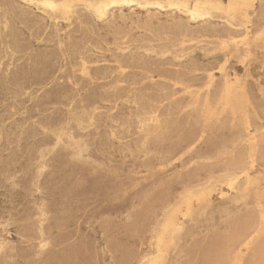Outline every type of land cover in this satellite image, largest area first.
Masks as SVG:
<instances>
[{
	"label": "rangeland",
	"instance_id": "obj_1",
	"mask_svg": "<svg viewBox=\"0 0 264 264\" xmlns=\"http://www.w3.org/2000/svg\"><path fill=\"white\" fill-rule=\"evenodd\" d=\"M13 22L11 0H0V264H68L73 249L82 251L78 264H136L141 254L157 252L155 237L173 206L186 209L185 185L249 162V177L264 190V0L257 3L247 46L242 32L235 33L241 40L193 41L158 57L161 74L118 63L128 45L134 55L145 53L134 50L135 43H148L139 34L120 46L110 35L108 45L74 57L71 38L81 34L75 23L60 20L58 36L30 39L27 33L31 48L17 53ZM48 25L55 26L48 18L36 24ZM212 71L215 85L208 86ZM225 81L242 103L226 107L219 98ZM243 133L245 140L228 153L205 159ZM241 150L249 159L237 157ZM214 185L206 202L191 203L194 217L184 221L176 247L164 246V264L187 263L201 240L257 212L259 201L264 207L253 186ZM248 248L240 264L252 258ZM200 261L195 254L192 263Z\"/></svg>",
	"mask_w": 264,
	"mask_h": 264
},
{
	"label": "bare ground",
	"instance_id": "obj_2",
	"mask_svg": "<svg viewBox=\"0 0 264 264\" xmlns=\"http://www.w3.org/2000/svg\"><path fill=\"white\" fill-rule=\"evenodd\" d=\"M258 2H262V0H11L14 17V29L11 32L12 37L14 36V45L12 47L17 53L27 52L31 48V42L27 40V37L25 36L27 33L30 35V39H39L43 37L53 38L58 36L59 22L60 20H64L71 26L75 23L76 32L79 31L81 34L80 36L73 35L74 38H71L73 41H71V47H69V50L74 57L79 54L87 53L92 49V47H98L104 43L108 45L107 37L110 35L112 36L114 43L117 42V46H120V41L123 43L129 42L135 37V35L139 34L142 36L143 40H146L148 43L146 45H138L135 43L136 48L134 50L143 49L145 53L142 56L134 55L132 54L133 49L128 45L126 48H121L122 56L118 60V63H120L125 70L127 68H138L148 73L161 74V72L165 70V67L163 65H158V57H166L169 54L173 56V54H175L178 50L186 48V45L193 41H204L217 38L229 40H235L238 38L239 40V37L242 36V40L245 43L244 45L247 46L248 39L251 36L249 26L251 23H254V12ZM43 18L51 19L55 24L54 28L49 27V25V28H45L43 26L37 27L36 24L43 20ZM129 20L135 21V23H132L134 26H126L127 21ZM19 24L20 26H18ZM103 32L106 34L102 35ZM239 32H242L243 35H235V33ZM262 33L263 31L260 27L253 37L255 42L262 38ZM223 41L225 44L224 47H226L228 44L225 40ZM60 42L61 41H59V43ZM228 43L230 46V42ZM240 44H242V42ZM128 50V54H125ZM151 54H154V56ZM228 62L225 63L227 64ZM244 62L240 63L244 64ZM223 68L220 67L218 70L223 72L225 70V68L224 70ZM84 71L82 70V72ZM238 78L239 77L236 78L237 82ZM206 84L208 86L215 85L213 71L207 75ZM232 85L225 81L224 89H222V92L219 95V98L222 99L226 107L230 102L239 101L242 103L238 94L235 92L236 90L234 91L232 89ZM202 90L203 87L200 91ZM208 90H210V88H208ZM208 96L209 95L207 94L206 97L208 98ZM216 106L217 105H215V107ZM94 108L97 109L98 106H95ZM222 110L225 111V108ZM246 114L248 115V113ZM234 115L236 114L234 113ZM156 117L159 118L158 115ZM210 117L212 116L210 115ZM247 118L250 119L249 117ZM92 121L93 120H91V122ZM248 121L250 122V120ZM263 128L257 127L256 130L259 131ZM246 130L248 133L250 132L249 129L246 128ZM246 137L247 135L245 133L239 134L231 141L230 144L219 149L217 151L218 153L214 156H207L205 159L218 158L219 155L228 153L230 149L238 146L239 143L245 140ZM255 137L254 132L253 139H255ZM200 139L201 137L199 140ZM248 142L250 141H247V143ZM190 150H192V148ZM248 153L251 159V153ZM182 156L183 154L181 157ZM237 157L240 160L245 158L249 159L248 154L243 150L237 154ZM253 157H256V155ZM174 160L176 161V159ZM253 161H255V159ZM248 165L249 162L246 164H229L222 169L223 172L218 174V176H213L212 174L210 178L198 180L194 183L185 185L182 193V202L186 205V209L181 210V208H175L173 206V211L166 215L162 228L155 237L157 252L154 255L141 254L138 257L136 264H164L163 259L166 251L164 246L168 248V244L171 243L174 247H176L178 241L181 240L186 231L184 221L188 218L191 219L194 217L191 203L194 199H197L200 202H206L208 197L217 189L214 185L215 183H222L232 190L241 187L244 191H247L250 186H253L256 190L258 198L263 200L264 190H260L257 180L249 177V168L251 167H248ZM158 167L161 166L159 165ZM253 167H255V165ZM262 174L264 175L263 172ZM243 177H246L244 184L240 181ZM211 180H214L215 183L210 182ZM260 203L261 201L257 204V212H248L241 217H237L238 219L233 220L232 223L229 224L226 231L219 232L213 240H201L197 246H193L189 252L191 258L185 264H193L192 261L195 258V254L198 256V259L201 260L200 264H240L247 259L242 258L241 252H243V248L248 247V249H251L252 258H249L247 264H264V207H262V203ZM240 221L243 227L237 232H234V230L236 231L238 228L239 224H241ZM248 249H246V251ZM166 253L168 254V252ZM244 253L247 252L244 251ZM82 257L83 254L80 249H73L69 252L66 262L68 264H78Z\"/></svg>",
	"mask_w": 264,
	"mask_h": 264
}]
</instances>
